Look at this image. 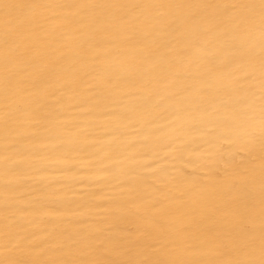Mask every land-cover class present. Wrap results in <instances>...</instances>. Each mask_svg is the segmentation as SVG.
Masks as SVG:
<instances>
[{
    "label": "snow or ice",
    "instance_id": "snow-or-ice-1",
    "mask_svg": "<svg viewBox=\"0 0 264 264\" xmlns=\"http://www.w3.org/2000/svg\"><path fill=\"white\" fill-rule=\"evenodd\" d=\"M0 264H264V0H0Z\"/></svg>",
    "mask_w": 264,
    "mask_h": 264
}]
</instances>
